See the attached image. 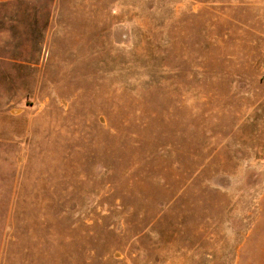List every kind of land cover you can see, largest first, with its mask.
<instances>
[{
	"label": "rangeland",
	"instance_id": "obj_1",
	"mask_svg": "<svg viewBox=\"0 0 264 264\" xmlns=\"http://www.w3.org/2000/svg\"><path fill=\"white\" fill-rule=\"evenodd\" d=\"M0 264H264V0L0 3Z\"/></svg>",
	"mask_w": 264,
	"mask_h": 264
},
{
	"label": "crops",
	"instance_id": "obj_2",
	"mask_svg": "<svg viewBox=\"0 0 264 264\" xmlns=\"http://www.w3.org/2000/svg\"><path fill=\"white\" fill-rule=\"evenodd\" d=\"M14 1H18V0H0V3L1 4H4V3H12Z\"/></svg>",
	"mask_w": 264,
	"mask_h": 264
}]
</instances>
